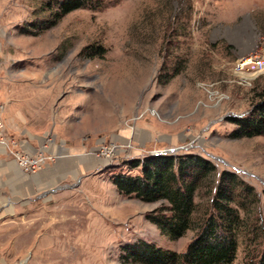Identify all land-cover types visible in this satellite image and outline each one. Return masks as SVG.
<instances>
[{"label": "rangeland", "instance_id": "rangeland-1", "mask_svg": "<svg viewBox=\"0 0 264 264\" xmlns=\"http://www.w3.org/2000/svg\"><path fill=\"white\" fill-rule=\"evenodd\" d=\"M57 5L0 0V101L8 125L76 144L83 166L49 193L57 201L0 217V264H27L32 253L45 264H141L121 258V246L136 241L185 251L194 231L170 239L147 218L158 203L123 195L110 180L137 175L129 160L168 148L252 186L257 208L232 264H256L264 135L232 137L229 117L247 115L264 87V67L235 69L242 56L264 57V0H90L49 24ZM207 199L201 188L194 215Z\"/></svg>", "mask_w": 264, "mask_h": 264}, {"label": "trees", "instance_id": "trees-1", "mask_svg": "<svg viewBox=\"0 0 264 264\" xmlns=\"http://www.w3.org/2000/svg\"><path fill=\"white\" fill-rule=\"evenodd\" d=\"M49 24L63 14L82 7L90 0H56ZM251 111L243 116H230L235 123L232 137L264 135V87L258 91ZM129 169L137 175L111 174L110 180L119 193L133 195L146 203H158L147 213L160 232L172 240L194 231L185 251L164 249L151 242L136 241L121 246L124 262L141 264H232L238 235L248 231L257 208L258 194L234 172L218 171L209 159L192 153L149 154L129 160ZM209 196L201 214H196L198 191ZM239 210H243L241 215ZM255 225V224H254ZM253 231H257V225ZM256 264H264V251Z\"/></svg>", "mask_w": 264, "mask_h": 264}, {"label": "crops", "instance_id": "crops-1", "mask_svg": "<svg viewBox=\"0 0 264 264\" xmlns=\"http://www.w3.org/2000/svg\"><path fill=\"white\" fill-rule=\"evenodd\" d=\"M1 103H3L5 109V103ZM3 111L2 118L5 131L18 140L21 151L30 155L43 151L46 155L54 156V160L48 161L42 169L36 173L27 174L0 147V207H4L5 210L0 213V217L5 212L9 213L12 218L16 215L26 216L34 213L29 208L34 202L45 203L60 199L61 196L49 193L56 191V188H61L59 182L66 177L68 172L73 173L82 168L83 162L77 157L76 144L74 146L68 145L66 140L57 139L54 134H37L33 127H27L26 129V127H22L15 121L10 122L9 126L3 116ZM71 119L67 121L69 125L73 124L72 121L76 119L75 113H73ZM47 136H50L51 139H46ZM25 206L27 210L22 211ZM36 248L35 246L34 249H30L36 251ZM38 251L40 250L38 249ZM32 256L28 260L29 264H45L37 254L34 257Z\"/></svg>", "mask_w": 264, "mask_h": 264}, {"label": "built area", "instance_id": "built-area-1", "mask_svg": "<svg viewBox=\"0 0 264 264\" xmlns=\"http://www.w3.org/2000/svg\"><path fill=\"white\" fill-rule=\"evenodd\" d=\"M263 67L264 57L255 54L242 56L235 62V69L238 72L258 71ZM3 109L4 105L0 102V147L3 149V152L11 157L19 168L27 174L36 173L38 170L42 169L48 161L54 160V156L46 155L43 151H39L34 155L21 151L18 140L5 131L4 120L2 118Z\"/></svg>", "mask_w": 264, "mask_h": 264}, {"label": "water", "instance_id": "water-1", "mask_svg": "<svg viewBox=\"0 0 264 264\" xmlns=\"http://www.w3.org/2000/svg\"><path fill=\"white\" fill-rule=\"evenodd\" d=\"M175 150H176V148H168V149L156 150V151H153L152 154L173 153Z\"/></svg>", "mask_w": 264, "mask_h": 264}, {"label": "bare ground", "instance_id": "bare-ground-1", "mask_svg": "<svg viewBox=\"0 0 264 264\" xmlns=\"http://www.w3.org/2000/svg\"><path fill=\"white\" fill-rule=\"evenodd\" d=\"M254 60V59H253Z\"/></svg>", "mask_w": 264, "mask_h": 264}]
</instances>
